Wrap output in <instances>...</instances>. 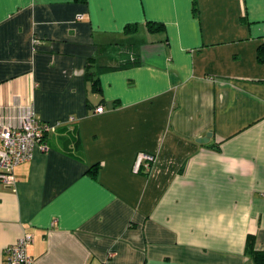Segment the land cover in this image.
Here are the masks:
<instances>
[{
	"label": "crops",
	"instance_id": "0c3cea01",
	"mask_svg": "<svg viewBox=\"0 0 264 264\" xmlns=\"http://www.w3.org/2000/svg\"><path fill=\"white\" fill-rule=\"evenodd\" d=\"M261 57L264 0H0V125L55 126L0 182V264L25 233L33 264H256Z\"/></svg>",
	"mask_w": 264,
	"mask_h": 264
},
{
	"label": "built area",
	"instance_id": "2783aa9c",
	"mask_svg": "<svg viewBox=\"0 0 264 264\" xmlns=\"http://www.w3.org/2000/svg\"><path fill=\"white\" fill-rule=\"evenodd\" d=\"M103 106L96 108L101 113ZM55 126L39 123L31 108H22L17 121H8L0 125V182L11 186L15 182L14 166L21 161L30 160L33 150L38 147L41 151L47 150L45 134L54 130ZM151 153L139 152L133 165V172H148L154 162ZM32 235L25 233L11 246L7 247L5 264H33V259L27 254V245L32 241Z\"/></svg>",
	"mask_w": 264,
	"mask_h": 264
},
{
	"label": "trees",
	"instance_id": "16d2710c",
	"mask_svg": "<svg viewBox=\"0 0 264 264\" xmlns=\"http://www.w3.org/2000/svg\"><path fill=\"white\" fill-rule=\"evenodd\" d=\"M80 1H82V0H80ZM155 28H162V25L159 24ZM120 57H121V60H120L119 66L121 68L127 67V66H133V64H139L140 63V57L134 52V50L132 51V49H128V48L123 49L121 54H120ZM261 59L263 60L264 57H261ZM101 68H105V67H100L99 72L103 71V69H101ZM87 74H88L89 78L94 82V84H96L97 83L96 78H94L95 73L92 74L89 71H87ZM45 136H46V134H45ZM252 257H253V261H255L256 264H264V252H261V251L254 252L252 254Z\"/></svg>",
	"mask_w": 264,
	"mask_h": 264
},
{
	"label": "water",
	"instance_id": "95a60500",
	"mask_svg": "<svg viewBox=\"0 0 264 264\" xmlns=\"http://www.w3.org/2000/svg\"><path fill=\"white\" fill-rule=\"evenodd\" d=\"M208 135H209V133H208ZM204 141H206V139H204Z\"/></svg>",
	"mask_w": 264,
	"mask_h": 264
}]
</instances>
